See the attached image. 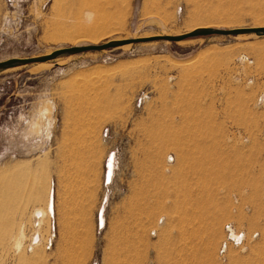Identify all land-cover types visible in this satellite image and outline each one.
<instances>
[{
    "label": "rangeland",
    "instance_id": "1",
    "mask_svg": "<svg viewBox=\"0 0 264 264\" xmlns=\"http://www.w3.org/2000/svg\"><path fill=\"white\" fill-rule=\"evenodd\" d=\"M202 23L264 27V0H0V63ZM261 94L255 34L0 70V264H264Z\"/></svg>",
    "mask_w": 264,
    "mask_h": 264
},
{
    "label": "water",
    "instance_id": "2",
    "mask_svg": "<svg viewBox=\"0 0 264 264\" xmlns=\"http://www.w3.org/2000/svg\"><path fill=\"white\" fill-rule=\"evenodd\" d=\"M239 34H255L258 36H264V28H257V29L240 28V29H232V30L202 29L190 33H185L179 36L145 37V38L122 40V41H112L101 45L74 46L69 48L58 49L42 57L27 58V59H9L0 63V70L18 67V66H25L32 63H46L49 61H53L62 56H69V55H75V54L93 52V51L109 50L129 44L146 43L153 41L180 42L185 39L202 37V36H211V35L227 36V35H239Z\"/></svg>",
    "mask_w": 264,
    "mask_h": 264
},
{
    "label": "bare ground",
    "instance_id": "3",
    "mask_svg": "<svg viewBox=\"0 0 264 264\" xmlns=\"http://www.w3.org/2000/svg\"><path fill=\"white\" fill-rule=\"evenodd\" d=\"M82 17L84 18L83 23L81 25L82 27L80 26V29L82 28V30L84 31V33L82 32L84 34L82 36L85 38V40H88V41L89 40H93L94 41L95 40L94 35L92 33H89L91 31V27L86 25V24H88V22L90 20V17H91L90 12L88 13L86 11V13L82 14ZM211 25H209V23H207V24L206 23L205 24L202 23V25L199 24V26L196 27L195 31L202 30V29H213L211 27ZM261 28H264V27H261ZM254 29H257V28H254ZM260 97H261L260 100H264V94H261ZM108 162H109L108 165H107L108 171H107V173L104 174V181L106 179V181L109 182V179H110V176H111L112 160L110 159V161H108ZM51 213H52V198H51V195H50V192H49L48 196H47V201H46L45 208L39 207V208H36L32 212V224H33V227H34V232H33V235H32L33 237L31 238L29 249L33 250L35 247L39 246L40 241H41V239L39 237V230H40V228H41V226L43 224V221H44L45 217L47 215L51 214ZM99 218H100V224H101V221H102L101 212L99 214ZM160 224H161V220L159 221V225ZM228 235L231 237V239L234 242H237V243H239L242 240V238H243V235L241 233H237V232L233 231V229H231V228H229V230H228ZM22 239H23V233L19 230L18 233H17L16 240L14 241L15 242L14 245H15L16 249L20 246V243H21Z\"/></svg>",
    "mask_w": 264,
    "mask_h": 264
}]
</instances>
